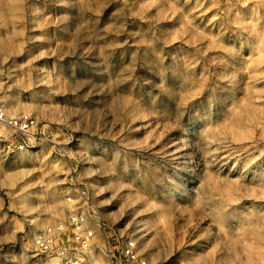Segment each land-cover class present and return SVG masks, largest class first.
<instances>
[{
  "label": "rangeland",
  "instance_id": "374dc122",
  "mask_svg": "<svg viewBox=\"0 0 264 264\" xmlns=\"http://www.w3.org/2000/svg\"><path fill=\"white\" fill-rule=\"evenodd\" d=\"M0 99L40 136L0 143V264H53L33 235L73 212L96 264L103 223L151 264H264V0H0Z\"/></svg>",
  "mask_w": 264,
  "mask_h": 264
},
{
  "label": "built area",
  "instance_id": "2783aa9c",
  "mask_svg": "<svg viewBox=\"0 0 264 264\" xmlns=\"http://www.w3.org/2000/svg\"><path fill=\"white\" fill-rule=\"evenodd\" d=\"M38 138L37 120L29 114H10L0 99V143L10 152L25 151L35 148ZM79 195L88 204L89 191L81 189ZM101 227L106 232L111 264H151L140 254L135 240L119 236L104 223ZM96 244L95 230L83 212L70 213L64 220L48 224L33 235L35 252L53 264H96L91 252Z\"/></svg>",
  "mask_w": 264,
  "mask_h": 264
}]
</instances>
